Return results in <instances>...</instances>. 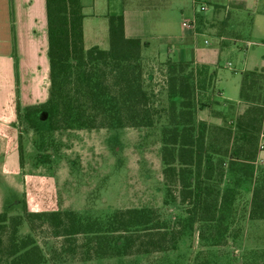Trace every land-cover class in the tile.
I'll list each match as a JSON object with an SVG mask.
<instances>
[{
    "label": "trees",
    "instance_id": "16d2710c",
    "mask_svg": "<svg viewBox=\"0 0 264 264\" xmlns=\"http://www.w3.org/2000/svg\"><path fill=\"white\" fill-rule=\"evenodd\" d=\"M43 4L46 93L42 101L25 109L44 111L48 127L148 125L151 111L139 60L145 42L123 34L121 14L105 15V48H84L79 0H43ZM164 62L165 124L158 133L160 180L165 197L182 209L183 223L170 224L149 206L118 207L102 214L69 209L1 211L0 229L5 228L6 233L0 264H46L48 258L33 236L36 220L62 237L66 245L62 250L77 251L81 259L167 250L174 247L183 228L195 232L200 241L221 244L235 214L232 189L224 187L219 195L214 187L221 179L223 159L234 182L240 178L251 182L246 218H264V164L254 169L252 163L258 139L264 148V72L252 68L240 73L237 95L244 106L231 121L218 125L195 117L199 105L216 103L214 98L201 104L195 95L196 90L211 88L214 68L192 65L190 60ZM219 110L210 112L219 114ZM21 223L26 231L19 234Z\"/></svg>",
    "mask_w": 264,
    "mask_h": 264
},
{
    "label": "rangeland",
    "instance_id": "374dc122",
    "mask_svg": "<svg viewBox=\"0 0 264 264\" xmlns=\"http://www.w3.org/2000/svg\"><path fill=\"white\" fill-rule=\"evenodd\" d=\"M203 3L204 10L198 0L194 3L195 14L209 13L214 6L219 9V20L211 19L207 25L200 22L194 41L201 43L204 38L208 46L217 48L215 34L221 33L222 38L216 64H198L208 69L214 66L215 85L227 101L233 102L229 99L237 96L239 72L256 67L264 70V26L252 25L245 14H235L231 8L223 9L225 0ZM190 8L188 2L185 10L174 13L172 22L190 20ZM169 31L177 34L178 28L173 25ZM164 63L155 78L145 82L151 121L144 126L48 127L44 111L25 109L39 101L21 104L18 93L14 94L11 119L4 117L0 124V212L69 209L102 214L118 207L149 206L170 224L183 223L182 209L165 197L160 180L158 133L165 124ZM215 93L212 83L211 88L196 90L195 95L201 104L214 98L222 101ZM201 107L206 110L204 120L219 125L232 120L236 106L227 104L215 114L199 105L195 117ZM259 142L262 140L258 139L257 146ZM252 163L254 169L264 164L256 156ZM221 166V179L214 187L219 195L224 187H230L235 208L228 237L221 244L200 241L195 232L183 228L174 247L167 250L81 259L77 251L62 250V237L43 222H34L33 236L48 258L46 264H242L253 260L264 264V218L245 216L251 182L247 178L234 182L224 159ZM17 229L21 234L26 226L21 223ZM5 233L1 228L0 256Z\"/></svg>",
    "mask_w": 264,
    "mask_h": 264
},
{
    "label": "crops",
    "instance_id": "0c3cea01",
    "mask_svg": "<svg viewBox=\"0 0 264 264\" xmlns=\"http://www.w3.org/2000/svg\"><path fill=\"white\" fill-rule=\"evenodd\" d=\"M196 1L79 0L82 14L80 20L82 46L86 48L95 45L105 48L104 46H107L105 15L108 12L120 13L123 34L145 42L139 51L141 83L145 90V82L155 78L156 70L160 69L165 59L190 60L197 64L203 62L212 66L216 64L222 34H215L217 48L208 46L204 38L201 43L194 40L200 32L198 24L202 22L207 25L214 18L219 20V9L213 6L211 12L196 15L192 10ZM202 1L198 0L199 8L204 10L206 7L203 2L207 0ZM188 2L192 10L191 19L186 20L189 21V25H181V20L173 23L174 13L185 10ZM222 7L226 10L231 8L235 14H245L252 25L264 26V0H225ZM232 23L230 22L233 26ZM173 25L178 28L177 34L169 31ZM45 48L43 0H0V124L4 117L8 121L11 119L14 94L18 93L21 104L44 99L47 85ZM262 71L264 72L263 69ZM212 83L216 88L215 95L222 101L215 98L216 103H211L208 108L222 109L230 104L236 106L235 113L242 109L244 104L238 99V95L235 99H229L233 102L222 96V92L215 85V69ZM203 109L204 107H201L197 110V118L205 119L206 110ZM256 158L264 162L263 147L258 148Z\"/></svg>",
    "mask_w": 264,
    "mask_h": 264
},
{
    "label": "built area",
    "instance_id": "2783aa9c",
    "mask_svg": "<svg viewBox=\"0 0 264 264\" xmlns=\"http://www.w3.org/2000/svg\"><path fill=\"white\" fill-rule=\"evenodd\" d=\"M188 23H189V21H186V20H181V22H180L181 25H185V26L189 25ZM258 147L259 148L262 147L261 142L258 143Z\"/></svg>",
    "mask_w": 264,
    "mask_h": 264
}]
</instances>
